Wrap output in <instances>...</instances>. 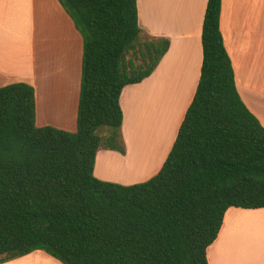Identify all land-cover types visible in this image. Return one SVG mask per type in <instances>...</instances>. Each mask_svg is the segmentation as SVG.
Returning <instances> with one entry per match:
<instances>
[{
  "label": "trees",
  "instance_id": "16d2710c",
  "mask_svg": "<svg viewBox=\"0 0 264 264\" xmlns=\"http://www.w3.org/2000/svg\"><path fill=\"white\" fill-rule=\"evenodd\" d=\"M83 38L77 130L35 124V90L0 87V262L43 250L62 264H208L230 207L264 208V127L243 102L208 0L195 94L158 172L123 185L93 175L123 151V88L169 48L137 0H58Z\"/></svg>",
  "mask_w": 264,
  "mask_h": 264
},
{
  "label": "crops",
  "instance_id": "0c3cea01",
  "mask_svg": "<svg viewBox=\"0 0 264 264\" xmlns=\"http://www.w3.org/2000/svg\"><path fill=\"white\" fill-rule=\"evenodd\" d=\"M207 1L137 0L140 27L150 37L168 39L169 48L149 77L125 86L121 92L122 132L128 139L133 131L131 123L151 101L147 96L153 94L157 100L165 101L158 100L146 110L133 139L142 162L135 178L145 174L140 170L154 168L148 167L149 157L143 150L146 141V146H153L156 153L167 143L163 158L154 164V172L161 168L193 99L201 71V34ZM220 31L232 61L237 90L264 127V0H221ZM82 55V35L58 0H0V87L15 82L34 87L38 127L77 130ZM168 102L175 106L170 119ZM120 160L123 159L117 152L99 149L93 173L99 179L124 185L148 177L132 180L105 173L106 164L117 170L130 157ZM244 220L248 228L253 226L250 234L242 235L243 231L236 229ZM207 261L264 264V208L227 209L217 238L207 248ZM0 264L62 263L36 250Z\"/></svg>",
  "mask_w": 264,
  "mask_h": 264
},
{
  "label": "rangeland",
  "instance_id": "374dc122",
  "mask_svg": "<svg viewBox=\"0 0 264 264\" xmlns=\"http://www.w3.org/2000/svg\"><path fill=\"white\" fill-rule=\"evenodd\" d=\"M147 98H148V100H151L150 102H147L146 104H145V108H144V110H142L141 109V107H140V111H139V114H138V116H137V120H136V122L134 121V122H132V123H134L133 125H132V123H131V127H130V130L131 129H133V131L131 132V134H130V136H129V139H128V137L127 138H125V136L123 135V132H122V129H121V142H122V145H123V151H118V150H113V151H115V152H117V154L123 159V160H120V161H125V160H127V158H128V156L130 157V160L127 162V164L126 165H124V166H121L119 169H117V170H114V167L112 168V166H109V164H106L105 166V173L106 174H108L109 176H111V177H113L114 175L115 176H120V174H122L120 177H126V178H131L132 180H135V179H138V178H141V177H143V176H148V177H146V179H143V180H141V181H139V182H143V181H145V180H147V179H149L150 177H152L153 175H155L156 173L154 172V168H155V165L154 164H158V162H159V160L160 159H162L163 158V155H164V152H165V148H166V145H167V143H165L164 144V147H163V149L161 150V152H158V153H156L154 150H152L153 149V146L151 147V145L149 146V147H147L146 146V143H147V141L144 143V145H143V150H144V152L146 153V156H148L149 157V159H148V167H151V168H153L152 170H147V169H149V168H146V170H140L141 172H139V173H142V171H143V173H145L143 176H139V177H134V176H136V174L137 173H135V172H137V170H139L141 167H142V162H141V158H140V156L137 154V150H136V146H133V139H134V137H135V134H136V132L139 130V128L141 127V119H142V117L146 114V110L147 109H151V107L154 105V104H157L158 103V100H163V99H161V98H159L158 100H157V98H156V95H153V94H149L148 96H147ZM145 100H146V98H145ZM144 100V101H145ZM143 101V102H144ZM153 101V102H152ZM164 101V100H163ZM165 102V101H164ZM167 104V106H168V110H169V119H170V115L171 114H173V109H174V111H175V106H173L174 105V103H171V102H168V103H166ZM172 106H173V108H172ZM131 122V121H130ZM169 129H170V127H168V129H167V131H166V133H165V136L166 135H168V133H169ZM129 130V131H130ZM164 136V139L167 137H165ZM163 142H164V140H163ZM168 142V141H167ZM163 146V145H162ZM151 147V148H150ZM150 150H149V149ZM107 150H111V149H107ZM152 152H155L154 153V155H152ZM156 154H158L157 155V158H156V161L153 163V159L155 158V156H156ZM167 157V156H166ZM166 157H165V159H166ZM165 159L163 160V162L162 163H164V161H165ZM112 160V159H111ZM109 162H111L110 160H109ZM132 165L133 166V169H132V167L130 166V168H131V170H129L130 168H129V165ZM99 169V168H98ZM123 169V170H122ZM143 169H145V168H143ZM122 171V172H121ZM124 171H125V173H124ZM145 171V172H144ZM128 173V174H127ZM150 174V175H149ZM93 175L96 177V178H98L97 176H96V174L95 173H93ZM99 179V178H98ZM100 180H102V179H100ZM103 181H108V180H103ZM120 184V183H119ZM124 185V184H123ZM129 185V184H128ZM245 222V220L244 221H242L240 224H239V226H238V228H236V229H241L240 231H243L242 232V235H246V234H250L249 233V231H250V229H252L253 228V226H250L249 228H248V225H247V223H244ZM245 241H247V239H245ZM49 255V254H48Z\"/></svg>",
  "mask_w": 264,
  "mask_h": 264
},
{
  "label": "bare ground",
  "instance_id": "6f19581e",
  "mask_svg": "<svg viewBox=\"0 0 264 264\" xmlns=\"http://www.w3.org/2000/svg\"><path fill=\"white\" fill-rule=\"evenodd\" d=\"M130 166L132 167V169H133V166L130 164L129 165V168H130ZM122 168V167H121ZM129 170H131V168L129 169ZM122 172V171H121ZM124 173H125V171H124ZM128 174V173H127ZM122 174H120V176H121Z\"/></svg>",
  "mask_w": 264,
  "mask_h": 264
}]
</instances>
